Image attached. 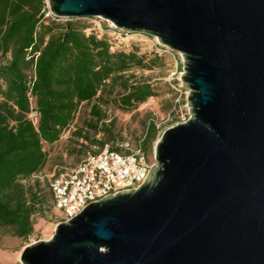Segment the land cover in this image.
<instances>
[{"label":"water","instance_id":"obj_1","mask_svg":"<svg viewBox=\"0 0 264 264\" xmlns=\"http://www.w3.org/2000/svg\"><path fill=\"white\" fill-rule=\"evenodd\" d=\"M184 58L190 118L136 189L87 204L22 264H264V0H47Z\"/></svg>","mask_w":264,"mask_h":264},{"label":"trees","instance_id":"obj_2","mask_svg":"<svg viewBox=\"0 0 264 264\" xmlns=\"http://www.w3.org/2000/svg\"><path fill=\"white\" fill-rule=\"evenodd\" d=\"M47 10V0H0V228L24 239L47 200L40 182H25L46 166L45 143L58 141L85 103H92L94 118L88 126L98 131L106 117L102 104L115 100L130 109L156 96L155 87L132 70L153 68L161 59L137 48L112 50L81 21L63 23L47 17ZM35 111L37 119L31 117ZM158 133L150 121L142 138L146 153ZM90 141L101 146L94 153L107 143Z\"/></svg>","mask_w":264,"mask_h":264},{"label":"rangeland","instance_id":"obj_3","mask_svg":"<svg viewBox=\"0 0 264 264\" xmlns=\"http://www.w3.org/2000/svg\"><path fill=\"white\" fill-rule=\"evenodd\" d=\"M69 19L79 20L87 25L88 34L95 33L98 37H105L110 42L112 50L130 51L137 48L139 53L147 55V58L160 55L161 59L153 68L132 70L138 80L151 83L157 95L130 109L121 108L115 100L102 104L106 117L100 122L98 131L88 126L94 118L90 113L92 103H85L79 108L75 119L61 138L53 144L45 143L44 148L48 152L46 166L25 182L31 184L40 182L41 193H46L47 200L34 215L35 228L28 239L15 236L10 229L0 228V260L3 264H22L23 249L35 241L51 238L57 224L63 221V211L53 205L48 183L53 180L57 171L74 167L89 151L101 147L92 143L90 139L105 140L107 143L118 139L136 142L144 137L148 123L155 120L159 133L147 153L154 165L155 146L163 132L190 118L188 93L191 89L182 79L185 65L180 52L163 45L156 36L139 32L126 34L121 29H114L112 22L102 17H61L59 21L64 23ZM78 132L89 139L80 136Z\"/></svg>","mask_w":264,"mask_h":264},{"label":"built area","instance_id":"obj_4","mask_svg":"<svg viewBox=\"0 0 264 264\" xmlns=\"http://www.w3.org/2000/svg\"><path fill=\"white\" fill-rule=\"evenodd\" d=\"M45 15L60 18L51 12L49 6ZM113 28L118 27L113 24ZM31 117L37 119L38 113H31ZM152 166L142 139L136 142L118 139L106 143L100 151H89L79 164L60 171L53 178L54 205L63 211V221L70 220L89 203L123 190L138 188L146 180Z\"/></svg>","mask_w":264,"mask_h":264}]
</instances>
